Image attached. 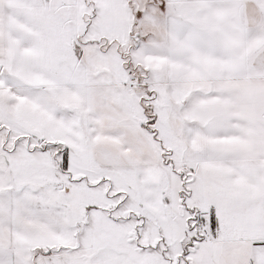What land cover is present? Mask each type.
Returning <instances> with one entry per match:
<instances>
[{
    "label": "snow or ice",
    "instance_id": "6c2138e0",
    "mask_svg": "<svg viewBox=\"0 0 264 264\" xmlns=\"http://www.w3.org/2000/svg\"><path fill=\"white\" fill-rule=\"evenodd\" d=\"M0 264H264V0H0Z\"/></svg>",
    "mask_w": 264,
    "mask_h": 264
}]
</instances>
